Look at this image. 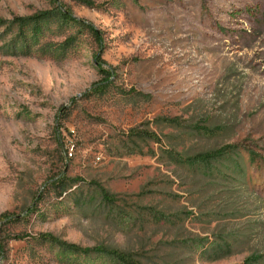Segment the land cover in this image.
Returning <instances> with one entry per match:
<instances>
[{
    "label": "rangeland",
    "instance_id": "obj_1",
    "mask_svg": "<svg viewBox=\"0 0 264 264\" xmlns=\"http://www.w3.org/2000/svg\"><path fill=\"white\" fill-rule=\"evenodd\" d=\"M89 1L0 0V214L29 209L0 264H264V0ZM225 145L212 173L163 152Z\"/></svg>",
    "mask_w": 264,
    "mask_h": 264
},
{
    "label": "trees",
    "instance_id": "obj_2",
    "mask_svg": "<svg viewBox=\"0 0 264 264\" xmlns=\"http://www.w3.org/2000/svg\"><path fill=\"white\" fill-rule=\"evenodd\" d=\"M82 2H85L86 4H91V1L89 0H81ZM58 7L60 9V15L62 18H64L67 21H77V22H81V23H85L84 21H82L81 19H78L77 17H75L72 12L65 7L62 4H58ZM50 12L49 11H42V12H38L30 17H16L12 20V23L14 24V22H19L20 25H24L26 24V22H39L40 20H44L45 18H47L49 16ZM7 21L3 20L0 18V26L4 25ZM11 24V22H9ZM9 24V25H10ZM87 25V27L90 29L92 35L94 36L95 40L98 42V45L101 46L102 44V39H101V34L99 32V30L93 26L90 23H85ZM94 61L98 67V69L100 70V74L102 75L101 79L97 82L92 83V85L89 87L88 89V93L90 94H94V93H99L101 92L110 82L111 77L113 76L112 73L110 71H108L107 69H103V61L101 60L99 54H95L94 55ZM175 120L174 118L169 119L168 121H166L167 123H165V125H167L170 128H175L177 127V125H175ZM206 119H204L203 117H200L197 120V123L194 124L191 127V131L193 134H195V136L199 137V138H206V136L208 135H214L215 133L220 132V130L222 129L221 125L219 126H215V127H210L205 125L206 123ZM144 135L146 137H151L154 140H161L159 138V136L157 135H152L149 132L144 133ZM231 145H225L222 146L220 148H214V149H209V150H201L192 154L188 153L187 149H184V147L182 146L181 149L178 150L177 147L175 146H171L168 148H164L163 152H165V154L169 157V159H171L172 161H174L177 164H181L184 166H188V167H192L194 168H198V167H202L204 168L205 171H209L212 173V168H213V163L215 161L220 160L221 158L227 157L230 153H232L233 151L230 150L229 148H231ZM60 182L54 183L55 186L60 187L61 191L63 190V185ZM29 213V209L26 210L25 214ZM22 214H16L14 212H10V211H5L3 213L0 214V255L2 256L5 252V248H6V244L8 240H22L24 238H26L27 235L26 233H18V234H10L7 233V226L10 225L11 223H15L18 220H20V218L22 216H24ZM40 238L43 239H47L53 243H56L58 245H61L67 249H71L74 251H82L83 249H80L79 247H77L75 244H71V243H67L65 241H62L60 239H58L57 237L51 235V234H39ZM226 245H222V244H216V245H211L209 248L206 247L207 250L212 249L214 251L215 257L212 258H218V253L223 251V248H225ZM100 250H105L106 253H108L109 255H111L112 257H114L119 263L121 264H138V262H136L134 260V258L125 252H121L115 249H100ZM87 251V250H86ZM208 252V251H207Z\"/></svg>",
    "mask_w": 264,
    "mask_h": 264
}]
</instances>
